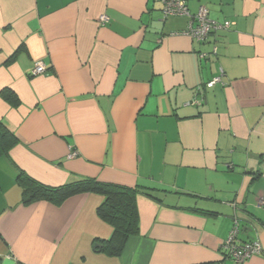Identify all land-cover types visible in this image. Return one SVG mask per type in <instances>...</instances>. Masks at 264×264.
<instances>
[{
    "label": "crops",
    "instance_id": "0c3cea01",
    "mask_svg": "<svg viewBox=\"0 0 264 264\" xmlns=\"http://www.w3.org/2000/svg\"><path fill=\"white\" fill-rule=\"evenodd\" d=\"M184 1L231 28L197 42L162 0H0V123L18 140L0 147V264H235V226L264 251V0ZM22 172L139 189V233L110 254L103 195L26 204Z\"/></svg>",
    "mask_w": 264,
    "mask_h": 264
},
{
    "label": "trees",
    "instance_id": "16d2710c",
    "mask_svg": "<svg viewBox=\"0 0 264 264\" xmlns=\"http://www.w3.org/2000/svg\"><path fill=\"white\" fill-rule=\"evenodd\" d=\"M7 100L17 103L14 95L4 92ZM18 142L16 136L0 123V147L6 152ZM19 181L24 185V203L47 201L59 205L69 198L82 194H101L105 200L99 207L100 217L114 228V235L106 246L110 254H121L128 240L139 233V212L137 197L141 192L137 188L104 184L96 179H82L60 187L43 185L23 172Z\"/></svg>",
    "mask_w": 264,
    "mask_h": 264
},
{
    "label": "built area",
    "instance_id": "2783aa9c",
    "mask_svg": "<svg viewBox=\"0 0 264 264\" xmlns=\"http://www.w3.org/2000/svg\"><path fill=\"white\" fill-rule=\"evenodd\" d=\"M163 3V15L165 18L171 17H187L189 18V26L186 30L180 33V35L190 37L197 42H205L213 33L224 30L228 31L232 23H218L209 18V10L207 7H201L196 14H191L189 8L184 0H162ZM109 18L104 15L101 16L99 21L104 24L107 23ZM216 48L214 53H216ZM47 72V68L43 63H37L32 71L34 76L43 75ZM224 74L213 78L206 84L208 89H212L216 85H224ZM77 156L74 152L70 155L71 158ZM264 177V172L261 173ZM264 205V200L261 202ZM239 233L238 226L230 233L227 241L224 244V248L228 253V256L234 261L235 264H244L253 256L264 254L262 244L260 241H252L238 245L236 243L237 235Z\"/></svg>",
    "mask_w": 264,
    "mask_h": 264
},
{
    "label": "water",
    "instance_id": "95a60500",
    "mask_svg": "<svg viewBox=\"0 0 264 264\" xmlns=\"http://www.w3.org/2000/svg\"><path fill=\"white\" fill-rule=\"evenodd\" d=\"M244 222L249 224V222H247V221H244ZM244 231H248V233L250 234L251 232L255 231V227H253V226H251L250 228L246 227V228H244Z\"/></svg>",
    "mask_w": 264,
    "mask_h": 264
}]
</instances>
